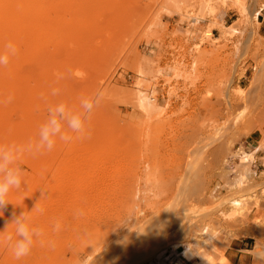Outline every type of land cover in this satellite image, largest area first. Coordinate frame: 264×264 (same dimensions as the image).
<instances>
[{
  "label": "rangeland",
  "instance_id": "obj_1",
  "mask_svg": "<svg viewBox=\"0 0 264 264\" xmlns=\"http://www.w3.org/2000/svg\"><path fill=\"white\" fill-rule=\"evenodd\" d=\"M36 3L0 68V131L25 143L50 105L103 91L88 127L113 140L94 159L74 138L19 161L0 264H264V0ZM59 181L64 201L32 214L56 250L16 260L2 231Z\"/></svg>",
  "mask_w": 264,
  "mask_h": 264
},
{
  "label": "clouds",
  "instance_id": "obj_2",
  "mask_svg": "<svg viewBox=\"0 0 264 264\" xmlns=\"http://www.w3.org/2000/svg\"><path fill=\"white\" fill-rule=\"evenodd\" d=\"M18 54L17 47L9 42L5 45L4 52L0 53V68L8 66L10 60ZM59 88H54L51 95L60 94ZM105 99L103 91L80 98L79 107L69 106L66 102H58L50 105L47 109V118L40 125L37 137L30 139L25 143H6L0 144V212L12 204L9 200V194L12 190H19L25 183L26 172L21 167L19 161L24 156L37 157L46 152H51L57 141L64 143L76 139H85L91 137V131L88 127L94 110L100 106ZM12 96L9 95L6 100L0 103H10ZM75 134V136H73ZM41 198L34 204L31 211H21L19 215L13 213L9 224L14 226L12 232L6 229L3 237L4 242L11 249L12 255L16 260H21L30 255L34 246L38 243L41 247L47 246L49 251H55L57 243L54 239H47L45 229L33 223L32 214L43 215L44 207L41 201L46 198L44 191H41ZM14 205V204H13ZM74 218H80L85 215L83 208H78L73 213ZM62 230V221L55 218L52 224V231L59 233Z\"/></svg>",
  "mask_w": 264,
  "mask_h": 264
},
{
  "label": "bare ground",
  "instance_id": "obj_3",
  "mask_svg": "<svg viewBox=\"0 0 264 264\" xmlns=\"http://www.w3.org/2000/svg\"><path fill=\"white\" fill-rule=\"evenodd\" d=\"M36 2H37V0H0V44H3V43L7 44L9 42L15 44V42L18 40V32H19L18 30L20 29V26L22 24L25 25L27 22H31L32 13H33L34 9L36 8L35 6L37 5ZM73 10H74V8H73ZM73 10H71V11H73ZM82 11H83V9L81 7H77L76 10H74L73 15H74V13H77L79 15ZM72 21H75V20H72ZM67 26H69V25H67ZM59 28L62 29L63 26H60ZM64 30L68 31V29L66 30V28ZM29 35H30V33H29ZM206 36H208V34H206ZM0 53H1V50H0ZM5 135L6 134H4V132L2 133L0 131V143L1 144L14 142V141H11L10 138L9 139L5 138V137H7V135L6 136ZM110 137H108L106 134H98L97 133L95 136L91 135L90 138H85L84 142L81 144L83 147V148L81 147L82 148L81 150H83V151L80 150V152H82V153H80V152L79 153L83 156V158L88 157V158L94 159L98 155L97 151L99 149H101L102 147L107 148V147L112 145L113 139L111 137V139H112L111 140ZM80 158H81V156H80ZM61 179L62 178H60L59 180H61ZM61 182H60V184L53 185L51 188V191L47 194V196L45 198V200H47V203H50L51 205L53 204L52 206H54L55 204L57 205V203L64 201L61 199L62 197H60L61 194H63L60 192H61L62 188L64 187L63 183L61 184ZM78 184H80V183L78 182ZM60 199L62 201H60ZM47 215H45V216H47ZM184 257L189 258L190 257L189 252H186ZM171 258H172V255L170 257H168L166 260L172 261V260H170ZM177 264H180V263H177Z\"/></svg>",
  "mask_w": 264,
  "mask_h": 264
},
{
  "label": "built area",
  "instance_id": "obj_4",
  "mask_svg": "<svg viewBox=\"0 0 264 264\" xmlns=\"http://www.w3.org/2000/svg\"><path fill=\"white\" fill-rule=\"evenodd\" d=\"M166 253V252H165ZM171 255H169V256H167V257H165V262H163V263H160V264H166L167 262H169L168 264H177L178 262H174V259H172V261H167L166 259L168 258V257H170ZM158 264V263H157Z\"/></svg>",
  "mask_w": 264,
  "mask_h": 264
},
{
  "label": "crops",
  "instance_id": "obj_5",
  "mask_svg": "<svg viewBox=\"0 0 264 264\" xmlns=\"http://www.w3.org/2000/svg\"><path fill=\"white\" fill-rule=\"evenodd\" d=\"M261 29V28H260Z\"/></svg>",
  "mask_w": 264,
  "mask_h": 264
}]
</instances>
